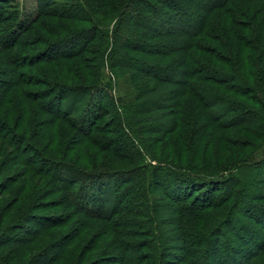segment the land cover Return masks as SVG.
<instances>
[{"label": "trees", "instance_id": "trees-1", "mask_svg": "<svg viewBox=\"0 0 264 264\" xmlns=\"http://www.w3.org/2000/svg\"><path fill=\"white\" fill-rule=\"evenodd\" d=\"M60 18L85 26L0 57V264H264V0H37L32 18L0 0L1 52ZM20 59H62L63 80L34 96ZM104 68L133 90H102ZM238 127L261 149L208 170L142 138L223 152Z\"/></svg>", "mask_w": 264, "mask_h": 264}, {"label": "rangeland", "instance_id": "rangeland-1", "mask_svg": "<svg viewBox=\"0 0 264 264\" xmlns=\"http://www.w3.org/2000/svg\"><path fill=\"white\" fill-rule=\"evenodd\" d=\"M11 4L15 8H17L18 11L21 12L25 18H32L34 16L36 10H37V0H11ZM60 19H61L60 21L64 24L58 25V23H57L55 29H53V31L51 33H48L46 31V26H44L45 24L42 23V20H44V19L39 20L38 22H36L35 25L38 26V28L41 30L40 31L41 35H39V33H35L34 35L32 34V35H30L29 38L25 39V41L23 42L24 44H22L20 46L12 47L10 49H8V48L4 49L3 52H1V50H3V49L0 48V57L3 56L4 54H7L8 52L11 54H24L23 57L26 54H30L32 52L35 53L37 50L41 49L43 47V45L46 44L47 42L53 41L55 38H57V36L66 34L67 33L66 30H69V27H71L72 24H75L76 26L81 25V27L85 26V25H83L85 23H82V22H79V21H76L73 19H70V20H68L66 18H60ZM69 23L71 24L70 26L68 25ZM59 48H62V47H59ZM86 55L90 56L88 53ZM65 66H67V62L63 61L62 59L58 62H52L49 64H47V63H45V64L38 63L37 64V63H34L33 61L27 62L24 60L22 61L20 59V60H18V64L15 65L14 69L18 73L20 72V73H24V74L31 76V78H29V80L27 81L28 82L27 84H30V85L24 84L23 88H24V90H28L29 93H31L32 95L37 96V94L35 92H37L39 90L44 91L46 89L45 83H44L46 80L51 79V82H54L55 80L60 82L59 79L63 80L62 78H60V75L63 74L62 71L63 72L66 71ZM118 70H119V73H121V76L119 77V84H117V85H113V80H111V76H110L109 70L107 68H104L103 73H102V78H103V83H104L102 86V90H105L106 93L107 92L112 93L116 97L118 96L120 91H121V94L123 91L131 92L133 90V86L135 85L134 81L132 80L133 74L130 71H128V70H125V71L121 70L120 71V68ZM3 71H4V69H3ZM236 84H238V83H236ZM101 92H103V91H101ZM95 96H97V95H95ZM217 96L220 98L223 97V99H227V98L231 99L230 95L225 94L223 92L219 93V95H217ZM107 100H108V98H107ZM21 102H22V100H21ZM28 102L31 105L34 104L32 101H28ZM246 102H248V101L246 100ZM18 112H19V109H18ZM26 115L30 116V112H28V114H26ZM194 115H195V113H194ZM107 121H108V118H105V120H103L100 123V125L104 126L105 124H107ZM241 128L242 127H238V128H236L237 130L234 129L233 131H232V129L228 130L230 132L228 144H227L229 149L225 150L223 152H220L219 147L216 146V143L213 144V142L209 143L208 146L207 145H201V146L197 147L195 145V142H191V137H189V136H188V146L190 147L191 151L186 152V153L183 150L184 149V143L182 141H178V136H176V135H175V137H172V139H175V140H173V141H175V144L171 143L173 145H171V144L169 145L168 142L165 143L166 140H161L159 143H156L153 141V137H151L153 135H147L146 137H142V138L144 140L143 141L144 144L147 147H151L156 152H158L157 153L158 155H160L162 157L169 156V158H171L173 160L177 159L180 161H190V162H193L194 164H196L197 167H202L203 169L208 170V169H214L217 166H221L223 163H225L224 159L226 158V156L228 157L229 155H231L235 152L236 153L233 156H235L238 153H239V155L241 153L246 155L250 152L258 151L261 149L260 147L262 145L261 144H260L261 146L259 145V143L257 141L258 139L253 134L254 131H256V129L251 127L250 129H248L249 131H246L243 128L242 129ZM102 134L103 133H101V136H102ZM103 135H105V134H103ZM106 136H109L112 138L115 137L114 135H111V134H107ZM95 139L98 140L99 137H97ZM177 145H178V147H177ZM263 150H264V148H263ZM101 162H102V164L104 163L103 165L105 166L108 163V160L101 161ZM18 179H19V177H17V180ZM21 181H22V178H21ZM18 184H20V182ZM153 196L156 198L157 201L158 200L160 201L161 205L167 206L166 202L164 201L165 195L162 193L161 189L156 191ZM45 200H47V199H45ZM49 200H51V199L49 198ZM53 202H55V201H53ZM47 211L52 212V211H56V209H48ZM156 218L158 221L159 220L168 221V220H171L172 217L169 216L168 212H164V213H161L160 216H159V214H156ZM28 224L31 226H34V224L31 222ZM28 224H25V225H28ZM169 226L170 225L167 223H165L164 225H161V223H160L159 228H169ZM93 231H95V230H93ZM93 231L91 230L92 233H93ZM74 232L76 235L77 231H73V234H74ZM89 254H90V256L92 255V260L90 261V264H105L103 261L109 260L107 257H104V255L99 253L97 250L91 251ZM165 258L169 259L170 257H165ZM145 264H148V262L145 261Z\"/></svg>", "mask_w": 264, "mask_h": 264}]
</instances>
